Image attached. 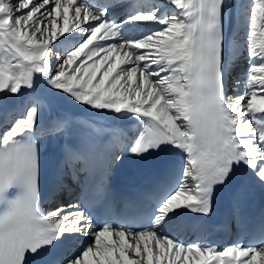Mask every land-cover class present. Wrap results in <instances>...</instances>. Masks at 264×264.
Segmentation results:
<instances>
[{"label":"snow or ice","instance_id":"obj_1","mask_svg":"<svg viewBox=\"0 0 264 264\" xmlns=\"http://www.w3.org/2000/svg\"><path fill=\"white\" fill-rule=\"evenodd\" d=\"M228 7L226 0H0V94L29 96L8 114L19 118L0 123V264H264V219L246 244L220 249L180 239L190 214L212 212L219 189L235 181L264 186V0L240 5L244 37L226 32ZM242 57L247 73L229 95L230 65ZM43 90L135 121L133 136L82 121L111 137L109 164L123 158L118 151L175 152L182 170L170 164L130 213L98 220L72 204L45 211V196L58 203L65 184L58 172L42 192ZM68 123L58 119L47 132Z\"/></svg>","mask_w":264,"mask_h":264},{"label":"bare ground","instance_id":"obj_2","mask_svg":"<svg viewBox=\"0 0 264 264\" xmlns=\"http://www.w3.org/2000/svg\"><path fill=\"white\" fill-rule=\"evenodd\" d=\"M93 2L104 3L105 0H93ZM121 2L130 3L131 0H121ZM226 3L229 5V7L225 10L226 32L230 37H244L245 21L243 9L240 5L242 3H247V0H226ZM116 10H118L119 14L123 12V9L121 8H116L115 11ZM246 56L247 51L245 49L244 57ZM244 57L230 65V74L228 78L232 84L235 83L237 78H241L247 73L248 66H244V60H246ZM228 89V94L233 95L234 89L232 87H228ZM43 95L46 97L42 104L40 122V128L43 131L38 133V143L41 151L42 192H44L47 187H50L51 182L56 177L58 172L63 174V182L65 184L63 192L58 197V203H51L54 205L51 209L48 207L50 204H46L44 206L45 211H51L61 204L76 205L74 195L79 188V181H82L83 176L85 175L83 165H81V162L83 163L81 159L84 157L82 146L84 143L90 145L91 142L89 140L91 138V134L86 132L84 136L79 137L73 132L72 121L74 116L76 114H83L94 121H98L100 125L105 127H110L116 130H121V128L117 124L116 119L97 115L95 111H91L87 107L81 106L79 103L72 102L66 95L61 96L58 93H51L47 90H43ZM9 102H12V104L10 105ZM27 103H29L28 93H26L24 97L0 94V123H2L6 117L9 119L19 118L18 115L9 117L8 114L10 110L17 105ZM55 112H57V115H55ZM64 117L69 118L67 127L55 134H49L47 129H49L58 119ZM110 141L111 137L106 135L104 150L108 161L110 157ZM72 152L78 153L81 158L75 160L71 159L69 153ZM118 154L121 153L118 151ZM161 155L162 153H156V155L152 158V162L157 161ZM180 156L181 162L183 156L181 154ZM119 162H112L111 164L118 165ZM180 162L178 168L182 170ZM223 189H226V187ZM180 239L187 241L189 237L182 234Z\"/></svg>","mask_w":264,"mask_h":264},{"label":"rangeland","instance_id":"obj_3","mask_svg":"<svg viewBox=\"0 0 264 264\" xmlns=\"http://www.w3.org/2000/svg\"><path fill=\"white\" fill-rule=\"evenodd\" d=\"M115 13H116V14H119L118 10H116ZM244 63H245L244 66H248L247 60H244ZM227 83H228V87H232V88H233L234 83L232 84V83L230 82V79H229V78L227 79ZM230 83H231V84H230ZM9 104L11 105L12 102H9ZM55 115H57V112H55ZM53 206H54V205H52V206H50V207L48 206V207L51 209Z\"/></svg>","mask_w":264,"mask_h":264}]
</instances>
